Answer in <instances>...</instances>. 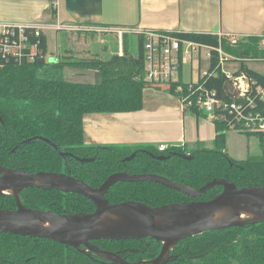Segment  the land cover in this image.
Masks as SVG:
<instances>
[{
  "label": "trees",
  "instance_id": "trees-1",
  "mask_svg": "<svg viewBox=\"0 0 264 264\" xmlns=\"http://www.w3.org/2000/svg\"><path fill=\"white\" fill-rule=\"evenodd\" d=\"M25 33L40 53L30 49L24 54L33 58L21 61L0 55V165L26 171L67 172L87 184L97 187L114 172L156 173L187 186L198 188L212 178H226L237 186L264 185V161L260 155L248 154L237 160L226 152V121H213L214 138L211 147L196 142L192 148L172 145L159 150L152 145H85L82 118L87 113L129 112L142 106V92L153 85L144 79L142 34L137 38L134 55L124 42L121 54L102 59L96 53L78 57L67 45L59 46L55 62L46 60L47 39L32 28ZM178 39L195 41L222 50L239 59V71L261 81L246 60L263 54L256 44L258 36L230 44L225 35L173 32ZM64 35V32H63ZM66 67L96 70L99 81L81 83L66 80ZM179 71V80L165 86L171 94L177 84L187 91ZM197 82L214 89L216 96L229 100L231 89L218 65V54L211 50L209 68ZM189 110L203 116L195 107ZM247 137L264 133H247ZM56 146L57 149H55ZM60 152L64 154L61 155ZM135 153L130 160L125 157ZM186 155L189 159L182 157ZM156 156L164 160L155 159ZM90 158L80 162L75 159ZM221 190L214 186L196 200H208ZM116 203L124 200L144 202L151 206L188 201L179 191L155 182H116L105 193ZM21 205L55 213L92 212L94 205L80 194L58 190L26 188L19 192ZM0 208L15 209L16 199L10 193L0 194ZM99 249L117 253L130 263L149 264L160 252L161 243L151 238L92 241ZM57 243L52 240L0 233V264H114L93 252ZM145 262V263H142ZM161 264H264V221L252 225L205 231L177 242Z\"/></svg>",
  "mask_w": 264,
  "mask_h": 264
},
{
  "label": "crops",
  "instance_id": "crops-1",
  "mask_svg": "<svg viewBox=\"0 0 264 264\" xmlns=\"http://www.w3.org/2000/svg\"><path fill=\"white\" fill-rule=\"evenodd\" d=\"M0 23L40 27L47 39V52L48 40L57 38L66 27L116 32L115 52L121 54L122 33L128 47L132 37L138 38L145 30L259 37L264 31V0H0ZM202 115L183 107L168 90L151 86L143 89L139 110L84 114V143L192 148L201 142L211 147L214 125Z\"/></svg>",
  "mask_w": 264,
  "mask_h": 264
},
{
  "label": "water",
  "instance_id": "water-1",
  "mask_svg": "<svg viewBox=\"0 0 264 264\" xmlns=\"http://www.w3.org/2000/svg\"><path fill=\"white\" fill-rule=\"evenodd\" d=\"M55 149L56 146L53 145ZM63 155V152H60ZM135 153L125 157L130 160ZM182 157L189 159L188 156ZM77 161L91 159L75 157ZM162 161L164 157L156 156ZM155 182L179 191L188 201L151 206L144 202L124 200L111 203L105 193L116 182ZM214 186L221 190L208 200H196ZM26 188L58 190L84 196L94 205L92 212L71 214L29 208L21 205L19 192ZM15 196V209L0 208V233L17 234L55 241L86 251L114 264L130 263L117 253L99 249L92 241L129 240L151 238L161 243L159 254L149 264L164 263L170 249L179 241L205 231L228 227L252 225L264 221V185L237 186L226 178H212L198 188L173 181L156 173L114 172L97 187L63 172L35 171L0 165V194ZM231 209L248 217L238 220L224 214L213 217L215 212ZM85 251V250H83ZM145 263V262H142Z\"/></svg>",
  "mask_w": 264,
  "mask_h": 264
},
{
  "label": "built area",
  "instance_id": "built-area-1",
  "mask_svg": "<svg viewBox=\"0 0 264 264\" xmlns=\"http://www.w3.org/2000/svg\"><path fill=\"white\" fill-rule=\"evenodd\" d=\"M26 28H32L35 36L41 32V28L31 24L0 23V55L21 61L23 58L31 60L32 54H24L26 50H34L40 53L35 45L30 43L29 36L25 33ZM173 32L179 31H154L141 32L142 51L144 61V79L153 85L175 84L179 80V71L185 63L201 59V49H206L204 56L210 58L211 50L218 54V65L224 73L231 89V97L227 101L218 98L214 89L205 88L200 82H187V91L177 84L174 91L177 99L183 107L197 108L202 114L211 120L226 121L229 130L240 134L264 133V55L253 58L251 61H261L262 72L256 71L261 81L254 76H249L238 69L233 71L223 70L222 63L229 61V55L221 46L213 48L195 41L178 39ZM218 35V37L222 36ZM228 38L230 44L236 43L237 37L232 35ZM261 49L264 51V35L260 38ZM234 60V59H233ZM207 73L203 71L200 76ZM165 145H159L158 149H165Z\"/></svg>",
  "mask_w": 264,
  "mask_h": 264
},
{
  "label": "rangeland",
  "instance_id": "rangeland-1",
  "mask_svg": "<svg viewBox=\"0 0 264 264\" xmlns=\"http://www.w3.org/2000/svg\"><path fill=\"white\" fill-rule=\"evenodd\" d=\"M60 33L59 36L54 40H48V52L46 58L50 63L55 62L54 54L56 55V57L59 54L57 45H61V48L63 47V44L65 42V35L67 39V45L71 50V53L77 55L78 57H86L87 55L96 53L100 58L107 59L116 51V36H114V33L116 32L106 33L94 28L74 26L66 27L60 30ZM263 35L264 31L261 33L259 38H261V36ZM230 37L231 36H229L228 38ZM237 38L236 39L239 41H243L246 39H242L241 37ZM58 40L59 43L57 42ZM256 46L260 51V40L257 42ZM128 47L132 54H137V37H132V42L129 43ZM52 52L54 54H52ZM204 52H206V49H201V60L195 58L192 63H187L183 66V83H187L189 81H197L200 74L209 68V58L207 56H204ZM228 55L230 56L229 61H224L222 63L223 70L233 71L238 69L241 64L240 58L235 60L233 56H231L230 54ZM262 56L263 54H259L258 56H255V58H259ZM245 64L253 70L262 72L263 64L261 61L246 60ZM94 73H97L99 77V74L96 70L69 67H66L62 70V74L66 80L81 83L98 82L99 78H95ZM165 86V84H161V88H165ZM226 152L233 159H241L244 158L246 154H254L260 155L264 161V138L261 140L258 136L247 137L244 134L234 132L233 130H228L226 132Z\"/></svg>",
  "mask_w": 264,
  "mask_h": 264
},
{
  "label": "bare ground",
  "instance_id": "bare-ground-1",
  "mask_svg": "<svg viewBox=\"0 0 264 264\" xmlns=\"http://www.w3.org/2000/svg\"><path fill=\"white\" fill-rule=\"evenodd\" d=\"M229 37V36H228ZM227 38V37H226ZM238 39V38H237ZM239 41V40H238ZM263 68V67H262ZM190 82V81H189ZM164 150V149H163ZM226 215V216H229V217H232V218H235V219H238V220H242V219H245L247 216V214H244V213H237L231 209H222L220 210L219 212H215L213 214V217H218L219 215Z\"/></svg>",
  "mask_w": 264,
  "mask_h": 264
},
{
  "label": "flooded vegetation",
  "instance_id": "flooded-vegetation-1",
  "mask_svg": "<svg viewBox=\"0 0 264 264\" xmlns=\"http://www.w3.org/2000/svg\"><path fill=\"white\" fill-rule=\"evenodd\" d=\"M84 158V157H83ZM90 159V158H89ZM1 166H3V165H1ZM5 167H9V166H5ZM11 168H15V167H11ZM16 169H18V168H16ZM23 170V169H22ZM26 171V170H25ZM29 172H35V171H29ZM63 173H66V174H69V173H67V172H64V171H62ZM120 172V171H119ZM124 172V171H123ZM69 175H71V174H69ZM80 247H82V246H80ZM83 250H85L86 251V249L84 248Z\"/></svg>",
  "mask_w": 264,
  "mask_h": 264
}]
</instances>
